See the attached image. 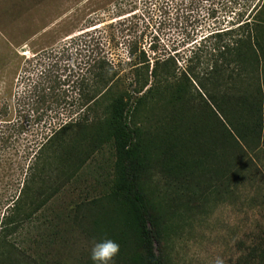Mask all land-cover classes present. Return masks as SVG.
<instances>
[{
  "label": "rangeland",
  "instance_id": "1",
  "mask_svg": "<svg viewBox=\"0 0 264 264\" xmlns=\"http://www.w3.org/2000/svg\"><path fill=\"white\" fill-rule=\"evenodd\" d=\"M256 2L0 0V144L9 157L0 186L16 179L20 170L12 163L55 118L57 101L52 97L20 100L33 84L45 86L49 76L71 77V88L58 89H65L64 99L70 101L75 96L72 83L84 75L86 62L105 58L117 65L128 85L133 80L129 70L140 52L149 70L157 59L159 67L172 58L171 69L175 65L183 70L187 65L202 71L208 61L206 47L213 42L203 38L215 29L235 28L231 24L246 17L262 19L264 50V9L257 13ZM195 51L199 60L188 62ZM42 72L49 76L42 77ZM259 76L263 125L259 147L251 144L252 149L240 154L230 141L219 142L216 134L213 145L208 137L197 140L199 150L184 156L199 162L192 175L167 172L165 157L138 172L139 189L159 224L153 247L164 264H264V57ZM186 89L197 104L200 92L191 78ZM195 107L200 113L204 106L200 101ZM34 108L44 111L40 120ZM160 111L147 108L145 114ZM191 112L189 118L196 117V109ZM140 125L159 135L154 118ZM215 126L210 132H216ZM192 130L190 135L195 133ZM215 139L220 148L213 147ZM82 148L87 149L86 144ZM74 158L71 154V162ZM114 160L112 149L105 146L90 155L82 168L71 169L68 183L57 179L61 186L56 196L10 237L15 246L0 264H93L91 248L103 238L120 245L112 264H142L130 209L114 185ZM60 167L56 175H61Z\"/></svg>",
  "mask_w": 264,
  "mask_h": 264
},
{
  "label": "trees",
  "instance_id": "2",
  "mask_svg": "<svg viewBox=\"0 0 264 264\" xmlns=\"http://www.w3.org/2000/svg\"><path fill=\"white\" fill-rule=\"evenodd\" d=\"M258 7L257 13L260 10L262 13L264 0H257L253 9ZM253 19H238L231 24L237 25L235 28L215 29L203 38L213 42L206 47L208 61L202 71L187 65L183 70L175 65L171 69L168 61L172 58L161 61L159 67L157 59L149 70V62L144 52H140L138 62L129 70L133 72V80L127 85L125 76L120 75V69L112 61L90 59L79 82L72 83L75 96L70 101L64 99L66 90L59 92L58 89L64 85L71 88V77L52 79L42 72V77L49 76L47 84L35 83L19 98L29 101L31 96L36 99L52 97L57 101L55 118L53 120V116L47 127L43 126L29 142L19 161L12 163L17 171L20 170L16 179L0 186V262L15 246L10 237L18 234L56 196L61 186L57 179L65 185L71 180V169L79 170L90 155L109 146L115 158L114 185L130 209L134 243L136 241L140 249L141 262L164 264L153 247L159 224L139 189L138 172L157 158L165 157L167 172L175 176L192 175L199 162L184 156L199 150L195 144L197 140L208 137L213 145L216 134L219 142L230 141L240 154L246 148L252 149L251 144L255 148L261 145L262 86L259 74L264 57L260 35L263 21ZM196 54L193 52L187 61H198ZM169 78L175 82L168 81ZM190 78L199 88L201 99H197V104L186 89ZM124 84L131 89L125 88ZM200 101L204 107L198 113L195 106ZM147 108L161 111L149 116L145 114ZM194 109L196 114L193 116L196 117L189 118ZM32 111L37 113L39 120L43 117V110L42 113L39 108ZM153 118L160 125L159 135L140 125ZM214 126L216 132H210ZM193 128L195 133L190 135ZM215 141L213 147L220 148ZM1 144L0 175L9 159ZM83 144L87 149L82 148ZM71 154H75L72 162ZM59 167L61 175H56ZM13 182L18 187L13 188Z\"/></svg>",
  "mask_w": 264,
  "mask_h": 264
},
{
  "label": "clouds",
  "instance_id": "3",
  "mask_svg": "<svg viewBox=\"0 0 264 264\" xmlns=\"http://www.w3.org/2000/svg\"><path fill=\"white\" fill-rule=\"evenodd\" d=\"M120 252V245L109 238L95 242L91 248L90 259L93 264H112Z\"/></svg>",
  "mask_w": 264,
  "mask_h": 264
}]
</instances>
